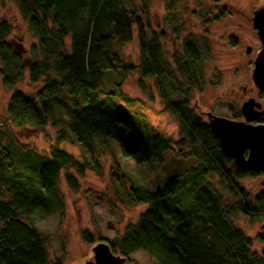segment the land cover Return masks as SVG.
<instances>
[{"label": "trees", "instance_id": "obj_1", "mask_svg": "<svg viewBox=\"0 0 264 264\" xmlns=\"http://www.w3.org/2000/svg\"><path fill=\"white\" fill-rule=\"evenodd\" d=\"M16 3L37 43L26 57L24 48H16L9 40L12 25L0 20L1 88L13 90L26 79L30 84L44 80L45 87L36 100L14 92L7 108L14 127L21 132L45 129L53 113V99L64 93L73 100L74 134L87 150L93 151L96 137L114 139L124 158L140 164L172 147L173 142L155 130L143 113L120 106L133 107L139 102L122 91L121 83L110 92L104 91L103 85L107 72L122 70L127 76L135 70L125 66L115 48L131 42L136 28L141 77H157L165 85H176L180 78L189 90H198L195 65L202 48L195 40L186 39L184 54H174L177 77L164 58V35L149 32V23L143 21L131 0ZM52 73L59 79L52 78ZM167 93L162 95L165 110L176 115L180 124L181 139L176 147L180 153L190 149L197 164L168 180L162 189L131 187L127 205L146 204L147 208L135 224L109 242L112 251L128 257L143 250L157 264H264V257L253 251L252 240L233 223L240 213L251 223L264 221V192L246 202L247 194L238 184L259 174L235 164L188 98L170 100ZM260 98L264 99L263 91ZM60 134V140L66 139L63 130ZM2 139L0 130V264H62L52 255L48 235L32 219L38 211L56 209L61 172L75 167L82 173L84 164L58 146L43 159L18 156L16 146ZM214 176L237 199L234 205H224ZM65 177L76 189L75 177ZM83 237L93 241L89 234ZM257 239L264 243V233Z\"/></svg>", "mask_w": 264, "mask_h": 264}, {"label": "rangeland", "instance_id": "obj_2", "mask_svg": "<svg viewBox=\"0 0 264 264\" xmlns=\"http://www.w3.org/2000/svg\"><path fill=\"white\" fill-rule=\"evenodd\" d=\"M149 23V32L163 34V54L173 67L174 54H184V41L192 38L202 48V56L195 65L198 90H189L179 78L176 85L167 84L157 77L143 79L137 70L140 62V49L137 31L134 28L133 40L115 48L127 68H135L127 76L122 70L106 73L103 90L113 91L118 83L122 91L139 102L133 107L120 103L128 112H141L149 124L173 145L150 160L137 163L124 158L114 139L95 138L93 151H89L74 134L72 99L64 93L53 99V113L50 124L41 131L21 132L8 119V104L15 91L23 92L36 100L45 87L44 80L30 84L23 80L13 90L7 91L0 85V130L2 142L11 143L17 155L29 154L36 158L50 155L58 146L84 164L82 173L77 168L61 172L57 184L58 204L54 211H38L32 223L49 237V245L54 259L62 264H86L93 260V247L109 243L115 236L122 235L130 224H135L147 208L146 204L128 206L126 194L132 186H140L155 191L162 189L173 177L183 175L197 164L191 150L180 153L176 142L181 139L180 124L176 115L165 110L164 91L168 98L177 100L188 98L203 121L208 122L207 113L233 119H242L241 107L250 98L264 106L260 90L255 86L251 72L254 68V55L261 49L256 31L252 26L253 7L264 4V0H131ZM128 2L125 6L128 8ZM0 20L12 25L9 40L18 48H24L29 58L31 47L37 40L30 34L16 0H0ZM208 46V50L206 49ZM251 47V53L246 52ZM67 51L70 38L66 40ZM52 78H58L54 73ZM256 123H263L264 118ZM60 130L66 139L60 140ZM113 140V141H112ZM14 142H17L16 144ZM66 174L75 177L78 186L71 187ZM213 182L223 197L225 206L234 205L237 199L220 185L214 176ZM239 186L247 194L246 202H253L264 192V174L257 178L243 179ZM233 223L252 240L253 251L260 256L264 243L257 237L264 233V221L251 223L241 213L233 218ZM92 236V242L83 235ZM127 264H157L150 255L138 250L127 257Z\"/></svg>", "mask_w": 264, "mask_h": 264}, {"label": "water", "instance_id": "obj_3", "mask_svg": "<svg viewBox=\"0 0 264 264\" xmlns=\"http://www.w3.org/2000/svg\"><path fill=\"white\" fill-rule=\"evenodd\" d=\"M252 26L262 47L254 57L251 76L255 86L264 92V4L253 7ZM250 47L247 51L250 52ZM242 119H233L207 113L208 124L221 147L230 154L235 164L245 170L264 172V106L250 98L241 107ZM94 258L86 264H127V257L115 254L109 243L93 247ZM264 255V250L262 251Z\"/></svg>", "mask_w": 264, "mask_h": 264}, {"label": "flooded vegetation", "instance_id": "obj_4", "mask_svg": "<svg viewBox=\"0 0 264 264\" xmlns=\"http://www.w3.org/2000/svg\"><path fill=\"white\" fill-rule=\"evenodd\" d=\"M255 30V29H254ZM256 31V30H255ZM256 33H257V31H256ZM258 40H259V38H258ZM260 41V40H259ZM261 42V41H260ZM249 47V46H248ZM247 47V48H248ZM261 47H262V44H261ZM250 49H251V47H250ZM246 52L248 53V54H250L251 53V50H250V52H248L247 50H246ZM257 53V52H256ZM256 55V54H255ZM255 55H254V57H255ZM253 63H254V59H253Z\"/></svg>", "mask_w": 264, "mask_h": 264}]
</instances>
